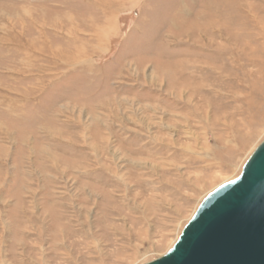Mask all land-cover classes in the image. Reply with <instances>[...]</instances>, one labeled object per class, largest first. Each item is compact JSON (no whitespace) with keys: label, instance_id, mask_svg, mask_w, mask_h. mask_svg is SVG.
Here are the masks:
<instances>
[{"label":"rangeland","instance_id":"374dc122","mask_svg":"<svg viewBox=\"0 0 264 264\" xmlns=\"http://www.w3.org/2000/svg\"><path fill=\"white\" fill-rule=\"evenodd\" d=\"M264 139V0H0V264H143Z\"/></svg>","mask_w":264,"mask_h":264},{"label":"water","instance_id":"95a60500","mask_svg":"<svg viewBox=\"0 0 264 264\" xmlns=\"http://www.w3.org/2000/svg\"><path fill=\"white\" fill-rule=\"evenodd\" d=\"M143 264H264V139L201 200L173 245Z\"/></svg>","mask_w":264,"mask_h":264},{"label":"bare ground","instance_id":"6f19581e","mask_svg":"<svg viewBox=\"0 0 264 264\" xmlns=\"http://www.w3.org/2000/svg\"><path fill=\"white\" fill-rule=\"evenodd\" d=\"M243 166V165H242ZM189 220V219H188ZM161 256V255H160Z\"/></svg>","mask_w":264,"mask_h":264}]
</instances>
